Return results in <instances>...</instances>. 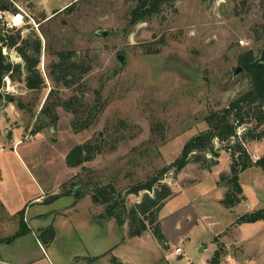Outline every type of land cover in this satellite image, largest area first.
<instances>
[{
  "label": "rangeland",
  "instance_id": "obj_1",
  "mask_svg": "<svg viewBox=\"0 0 264 264\" xmlns=\"http://www.w3.org/2000/svg\"><path fill=\"white\" fill-rule=\"evenodd\" d=\"M10 1L23 17L22 26L16 27L21 37L33 31L41 39L38 69L44 85L33 91L23 79L5 76L0 87V150L5 149L0 152L5 172L0 239L18 230L16 213L34 194L25 167L44 184L43 201L71 193L43 207L29 203L33 208L27 206L24 216L29 233L0 242V264H212L217 250V264H264V220L239 222L242 214L264 208V173L255 166L241 172L244 199L225 209L220 199L226 181L220 177L229 174L230 157L223 148L210 170L189 163L178 173L163 175L162 182L173 191L158 214L166 238L163 247L149 230L128 237V225L105 217L103 205L90 197L96 185L112 183L124 194L128 186L157 175L179 156L186 141L207 129L204 117L209 111L226 106L247 88L238 59L248 51L254 60L260 55L264 37L254 40L253 31L264 23V2L173 0L159 13L131 24L135 0ZM1 12L4 23L15 14ZM8 29L0 24L2 35L15 33ZM0 50L12 63H23L1 42ZM58 51H73V58L91 64L70 88L49 76ZM236 67L241 71L233 77ZM53 89L57 94L49 105L74 95L82 107L104 106L86 129H73V113L60 105L55 108L57 120L49 123L40 109ZM78 115L79 125L87 115ZM251 125L238 127L237 134ZM90 140L101 146L100 153L79 166H67L69 150ZM244 146L252 161L264 155V138L245 141ZM11 149L19 151L27 166ZM144 192L124 194L126 206L139 202ZM40 207L48 214L33 215ZM51 233L43 246L41 237ZM177 247L180 252H175ZM108 249L105 256L89 261Z\"/></svg>",
  "mask_w": 264,
  "mask_h": 264
},
{
  "label": "trees",
  "instance_id": "obj_2",
  "mask_svg": "<svg viewBox=\"0 0 264 264\" xmlns=\"http://www.w3.org/2000/svg\"><path fill=\"white\" fill-rule=\"evenodd\" d=\"M135 1L136 5L129 13L131 24L146 20L149 15L159 13L163 5H169L173 2V0ZM261 1L264 2V0ZM0 10L17 12V9L12 7L10 0H0ZM8 30L11 32L15 30V33L1 34L0 42L7 49H14L23 60V63H12L0 51V87L3 84V78L7 76L12 80L20 81L23 79L27 89L39 91L44 85L43 75L38 69L41 51L40 37L32 31L27 37L23 38L20 35V28L16 29V27ZM253 37L254 40L264 37V23L253 31ZM75 55L76 53L73 51H58L55 53V59L49 67V76L54 83L60 84L64 88H70L78 84L80 79L91 70L89 61L77 60L73 58ZM238 63L242 66V73L248 80L247 88L226 106L209 111L204 117L207 129L186 141L179 156L168 166L159 171L157 175L130 185L125 189L124 194H138L140 191H145L139 202L127 207L124 194L117 191L112 183L96 185L93 189L90 195L91 201L94 204L103 205V215L114 219L118 226L126 223L128 225V237H140L149 230L162 247L166 245V238L161 230L158 214L166 201L173 196L170 186L162 182L163 175L169 171L178 173L189 163H199L201 168L210 170L217 163L215 158L218 157V149L223 148L228 151L230 157L229 174L226 177H220V179L226 181V191L220 199V204L225 209L234 208L244 199L243 188L239 182L241 172L255 166L259 167L264 173V155L252 161L244 146L245 141H258L264 138V128H262L264 126V63L256 62L252 58L251 51H248L245 56H241ZM95 92L98 94V91ZM54 93L57 94L54 89L49 92L45 104L40 109V115L47 118L49 123L57 120L55 108L60 105L65 110L73 113V129H86L104 106L100 108H95V106L89 108L88 105H86L88 108L82 107L83 103L75 102L77 98L74 95L63 102L57 99L49 105L48 101ZM78 113L87 115L79 125L76 122L80 118ZM247 123L252 124L251 127L245 128L239 136L237 128ZM215 142L221 144V146L215 147ZM100 151L101 146L92 140L76 144L67 153L65 163L69 167L79 166L92 160ZM209 156H213L214 159H210ZM70 193L71 191L68 190L63 191L43 202L48 203L59 196ZM16 214L19 216L18 230L11 237L0 239V242L8 243L29 233L24 220L25 208L17 211ZM259 220H264V208L242 214L239 217V222L242 223H252ZM52 237L53 233L47 238L41 237L43 246H47ZM110 250L108 249L101 255L89 258V261H95L105 256ZM218 255L219 251L217 250L211 260L212 264H217L216 257ZM111 259L115 260V257H111Z\"/></svg>",
  "mask_w": 264,
  "mask_h": 264
},
{
  "label": "crops",
  "instance_id": "obj_3",
  "mask_svg": "<svg viewBox=\"0 0 264 264\" xmlns=\"http://www.w3.org/2000/svg\"><path fill=\"white\" fill-rule=\"evenodd\" d=\"M5 149L4 148H2L1 150H0V152H3ZM11 150H13V149H11ZM13 152H14V154L17 156V158H19V156H18V154H19V151L17 150V149H14L13 150ZM16 152V153H15ZM18 153V154H17ZM19 160L21 161H19L22 165H23V163L26 165V163L24 162V161H22V159L21 158H19ZM27 166V165H26ZM25 170H26V172L29 174V177L31 178V180H32V183L34 184V185H29V188L31 189V190H33L34 189V194L33 195H31L30 197H29V200L27 201V203L29 204H33V206H35L36 204H39L40 206L41 205H44L45 203L43 202V198H44V184L43 183H41L39 180H37L34 176H33V174H32V172L29 170V168H28V166H27V168L25 167ZM4 174H5V172H2V169H0V183L3 181V177H4ZM0 203H2L1 202V200H0ZM52 203V202H51ZM3 204V203H2ZM27 204V206H29V210L30 209H32L33 208V206L32 207H30V204L28 205ZM3 206H4V204H3ZM27 206H26V208H25V213H26V209H27ZM45 206H46V204H45ZM39 207V206H38ZM41 207H43V206H41ZM38 208L37 210H34L33 211V215H45V214H48L47 212H40L41 211V209L42 208ZM6 211H7V209H6ZM24 216H25V214H24ZM37 216V217H38ZM25 220V219H24Z\"/></svg>",
  "mask_w": 264,
  "mask_h": 264
},
{
  "label": "built area",
  "instance_id": "obj_4",
  "mask_svg": "<svg viewBox=\"0 0 264 264\" xmlns=\"http://www.w3.org/2000/svg\"><path fill=\"white\" fill-rule=\"evenodd\" d=\"M23 23H24L23 17L19 13H15L14 15L11 16L8 22L4 23L3 14L0 10V24L6 25L7 28L20 27L22 26ZM244 42H245L244 40L239 41L240 44H244ZM180 251L181 249L179 247L175 249V252H180Z\"/></svg>",
  "mask_w": 264,
  "mask_h": 264
},
{
  "label": "water",
  "instance_id": "obj_5",
  "mask_svg": "<svg viewBox=\"0 0 264 264\" xmlns=\"http://www.w3.org/2000/svg\"><path fill=\"white\" fill-rule=\"evenodd\" d=\"M97 34L102 35L103 37H106L107 33L105 31L98 30ZM0 38H1V33H0ZM1 51V50H0ZM119 61L122 62V57L120 55L117 56ZM256 62L264 63V46L261 49L259 57L255 60ZM241 71V67H236L233 73V77L236 76L239 72Z\"/></svg>",
  "mask_w": 264,
  "mask_h": 264
}]
</instances>
